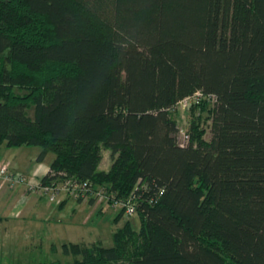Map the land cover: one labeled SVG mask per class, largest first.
Instances as JSON below:
<instances>
[{"label":"trees","instance_id":"1","mask_svg":"<svg viewBox=\"0 0 264 264\" xmlns=\"http://www.w3.org/2000/svg\"><path fill=\"white\" fill-rule=\"evenodd\" d=\"M0 143L132 197L138 229L51 264H264V0H0Z\"/></svg>","mask_w":264,"mask_h":264},{"label":"rangeland","instance_id":"2","mask_svg":"<svg viewBox=\"0 0 264 264\" xmlns=\"http://www.w3.org/2000/svg\"><path fill=\"white\" fill-rule=\"evenodd\" d=\"M213 100L207 101V106L212 105ZM174 116L179 118V126L185 128L189 117V108L177 104ZM207 112L203 111L200 121L205 129L204 137L209 138V119L206 118ZM181 133H178L180 139ZM38 145H23L20 149L24 150V157L29 160L34 159L40 150ZM110 149L103 150L102 159L98 165L99 169H107L111 164ZM54 155V152H50ZM10 168V167H9ZM13 170L12 168H10ZM5 182L6 180L2 178ZM26 181V180H24ZM7 182V181H6ZM9 183V182H8ZM98 186V185H97ZM97 189V188H96ZM62 192L59 196L62 199ZM93 193L83 198L87 202L79 203L71 195L60 208H55L48 221L41 219L42 222L36 225L28 224L25 228L24 242L19 245L10 244L9 248H0V264H51L53 261L61 263L72 260L80 255L65 253L62 249L64 242H81L91 244L100 240L104 246L113 243L112 232L123 225L126 219H130L134 229L140 225L139 217L135 212L128 214L124 212L116 219L115 216L120 210V205H112V202L105 198H95V203L89 204V198ZM58 204L59 202H54ZM22 243V244H21Z\"/></svg>","mask_w":264,"mask_h":264},{"label":"crops","instance_id":"3","mask_svg":"<svg viewBox=\"0 0 264 264\" xmlns=\"http://www.w3.org/2000/svg\"><path fill=\"white\" fill-rule=\"evenodd\" d=\"M22 146L9 147L0 143V163H7L13 170L22 171L26 180L10 184L4 182L0 176L1 249L9 248L10 244L19 245L18 243L24 242L25 227L28 224L36 225L35 223L42 222L41 219L48 221L55 208H60L71 197L62 195V199L56 204L38 186H33L47 172L54 155L48 152L41 160H37L36 156H33V160H28L24 157V150L20 149ZM74 198L79 203L87 202L83 198ZM88 203L92 204L89 201Z\"/></svg>","mask_w":264,"mask_h":264},{"label":"built area","instance_id":"4","mask_svg":"<svg viewBox=\"0 0 264 264\" xmlns=\"http://www.w3.org/2000/svg\"><path fill=\"white\" fill-rule=\"evenodd\" d=\"M204 97L202 92L197 90L190 95H186L181 98L177 104H181L182 107H187L190 103L198 102L200 98ZM210 99L214 100L213 95H209ZM177 104L175 107H177ZM179 133L181 137L179 140L180 144H185L188 140V134L186 133L183 127L180 128ZM59 173L64 175L62 180H51L47 183H41L40 180L35 182V185L41 189V192L47 195L48 199L52 202H60V194L65 192L66 195H72L76 198L79 196L85 198L88 196V193L92 192V196L99 198H105L108 201L112 202V205H120L125 207V212L131 214L135 212V206L132 201V197H128L125 200H118L114 198L113 194L108 195L106 189L103 185H94L87 179L77 180L71 176H66L64 171H59ZM0 176L4 178L10 184L17 182H23L25 176L22 171L11 170L7 163H0ZM32 187V186H31ZM97 188V189H96Z\"/></svg>","mask_w":264,"mask_h":264}]
</instances>
